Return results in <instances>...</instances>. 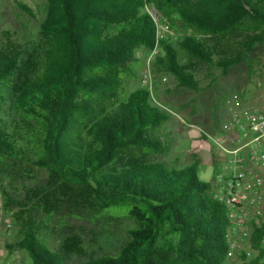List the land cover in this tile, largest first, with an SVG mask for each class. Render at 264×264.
I'll list each match as a JSON object with an SVG mask.
<instances>
[{
    "label": "trees",
    "instance_id": "trees-1",
    "mask_svg": "<svg viewBox=\"0 0 264 264\" xmlns=\"http://www.w3.org/2000/svg\"><path fill=\"white\" fill-rule=\"evenodd\" d=\"M153 13L175 37H158ZM40 36L29 74L16 45L0 47V163H32L133 222L115 255L83 264H224L227 220L207 197L209 184L193 170L123 158L169 149L159 132L167 113L151 105L147 87L129 91L126 80L138 50L156 49L154 72L199 91L195 63L227 74L264 45V0H47ZM1 197L14 203L5 191ZM19 235L14 250L33 264H65L31 228Z\"/></svg>",
    "mask_w": 264,
    "mask_h": 264
},
{
    "label": "rangeland",
    "instance_id": "rangeland-1",
    "mask_svg": "<svg viewBox=\"0 0 264 264\" xmlns=\"http://www.w3.org/2000/svg\"><path fill=\"white\" fill-rule=\"evenodd\" d=\"M19 2L30 12L21 10ZM46 7L47 0H0V47L16 45L20 67L28 74L41 57L40 23ZM153 17L159 38L176 36L159 21V15L153 13ZM178 32L182 34L183 30L179 28ZM149 56L148 50H138L139 61L126 80L129 91L141 86ZM153 61L152 57V80L147 88L151 105L168 115L159 132L169 149L163 153L132 151L123 158L128 163L157 164L169 173L193 170L200 181L209 184V198L216 182L217 155L202 135L205 132L220 136L231 124L234 111L264 113V45L255 47L245 62L232 66L227 74L216 66L195 63L199 91L177 87L171 75L154 72ZM181 62L186 63V59ZM0 178V264H33L26 251L14 250L22 237L19 231L28 228L50 248L60 251L65 264H83L115 255L128 239L131 220L102 212L89 192L65 185L32 163L4 160L0 163ZM2 191L14 203L5 205ZM7 223L12 225L9 231ZM7 244L12 245V250Z\"/></svg>",
    "mask_w": 264,
    "mask_h": 264
},
{
    "label": "built area",
    "instance_id": "built-area-1",
    "mask_svg": "<svg viewBox=\"0 0 264 264\" xmlns=\"http://www.w3.org/2000/svg\"><path fill=\"white\" fill-rule=\"evenodd\" d=\"M155 54L153 49L143 70V87L151 86ZM231 116L220 136L203 133L217 155L212 197L227 220L224 264H264V113L244 110Z\"/></svg>",
    "mask_w": 264,
    "mask_h": 264
},
{
    "label": "water",
    "instance_id": "water-1",
    "mask_svg": "<svg viewBox=\"0 0 264 264\" xmlns=\"http://www.w3.org/2000/svg\"><path fill=\"white\" fill-rule=\"evenodd\" d=\"M155 15H157V14L155 13Z\"/></svg>",
    "mask_w": 264,
    "mask_h": 264
}]
</instances>
